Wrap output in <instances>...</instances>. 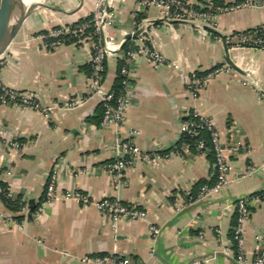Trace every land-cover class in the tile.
<instances>
[{"label":"crops","instance_id":"0c3cea01","mask_svg":"<svg viewBox=\"0 0 264 264\" xmlns=\"http://www.w3.org/2000/svg\"><path fill=\"white\" fill-rule=\"evenodd\" d=\"M95 1L47 0L62 9L32 8L0 55L4 84L33 92L42 106L0 101V168L5 169L0 180L27 203L26 210H11L0 193V264H95L96 255L112 252L126 253L139 264H241L231 232L235 202L246 196L260 198L247 220L244 245L246 261L254 264L256 236L264 231V49L227 46L221 38L264 23V8L223 13L215 28L206 26L205 36L193 23L167 20L160 6L150 4L137 17L139 25H147L134 36L139 0H110L113 18L104 35L113 49L103 88L118 82L126 42L136 48L142 35L179 70L137 55L125 121L102 127V102L88 82L90 44L69 41L53 49L40 37L51 27L92 15ZM188 1L200 7L210 0ZM226 53L241 71L230 66L197 92L187 87L186 77L227 63ZM77 98L79 104H69ZM193 111L209 117L221 132L229 182L220 192L189 203L187 194L216 171L210 152L180 154L173 148L181 121ZM128 138L142 153L117 185L106 164L121 154L116 140ZM153 151L158 155H144ZM54 170L59 194L79 189L90 202L59 198L46 203L44 188ZM104 196L118 197L147 215L114 227L94 203ZM151 225L160 228L154 242ZM85 255L92 260L82 262Z\"/></svg>","mask_w":264,"mask_h":264},{"label":"built area","instance_id":"2783aa9c","mask_svg":"<svg viewBox=\"0 0 264 264\" xmlns=\"http://www.w3.org/2000/svg\"><path fill=\"white\" fill-rule=\"evenodd\" d=\"M110 0H96L93 4V14L91 18L80 22L77 25L63 24L51 27L40 33L44 45L48 48H57L69 41L80 44H90L92 49L91 55V72L89 74V86L91 91L98 94L104 106L101 120L102 127H108L112 124L122 125L126 118V109L129 104V88L131 86V66L134 58L143 54L147 56L158 67H173L179 70V64L175 61L168 60L160 51L154 49L145 36H141L136 43V48H128L123 50V64L120 68V78L118 80L119 87L104 89L102 80L106 69V60L113 49V45L106 39L104 28L112 21L113 14L109 11ZM150 4L160 6L164 18L171 21H182L193 23L197 26L199 32L208 35L207 27L215 28L217 18L223 13L232 12L243 8H264V0H238L231 3H216L207 1L200 7H195L188 0H139L137 8L134 12V30L147 23L139 25L137 17L141 9ZM145 28V27H144ZM143 28V29H144ZM132 31V33L134 32ZM96 35L98 38H96ZM227 46L231 47H255L264 49V23L256 24L245 30L232 31L224 34L221 38ZM122 51V50H121ZM227 63L220 64L211 68L203 74H192L186 77V85L194 92L199 91L212 78L220 76L221 73L230 70ZM0 101L5 103H22L35 108L42 106L38 102L35 94L31 91L17 90L4 84L0 77ZM81 102L79 98L69 102L70 105H77ZM193 118L191 120L183 119L180 124V137L185 132H191L195 127L206 128L209 131V137L213 144L212 149L205 147V139L202 138L198 143L199 152H211L215 154V167L217 170V180L214 184H203L195 197H191L189 203L198 199L207 198L220 192L229 182L228 179V158L223 137L219 129L214 125L212 120L199 114L196 111L187 113ZM195 118V119H194ZM135 135L136 131H132ZM179 137V138H180ZM13 145H20L18 141H12ZM117 146L121 148L120 156L108 162L106 166L113 172L114 181L117 185L125 182V173L127 168L134 162L135 156L142 153L141 149L135 145L131 138L126 140H116ZM173 148L178 153L189 152V144L174 143ZM146 157H154L158 155L156 151L144 153ZM4 169V168H0ZM5 171V169H4ZM252 169L249 170L251 172ZM58 176L54 171L50 175L44 188L45 202L49 203L59 198L74 199L78 202L89 203L91 198L84 191L79 189L66 190L59 194L57 190ZM0 192H4L7 197L17 198L12 189L7 186L2 188ZM260 202L259 197L246 196L241 197L235 202L237 211L236 224L233 227L232 242L237 249V260L241 264H249L244 256L246 223L254 206ZM96 207L106 216H108L112 225L115 227L123 220L143 219L147 215L145 209L139 208L123 202L118 197L104 196L94 201ZM18 204L22 210H26L27 203L24 198L18 200ZM160 228L157 225L150 226L151 241L157 240ZM255 261L254 264H264V231L256 236L255 244ZM92 258L85 255L81 258L82 262H89ZM95 264H139L131 260V258L123 252H112L108 254H98L93 259ZM191 264H202L200 260H194Z\"/></svg>","mask_w":264,"mask_h":264},{"label":"water","instance_id":"95a60500","mask_svg":"<svg viewBox=\"0 0 264 264\" xmlns=\"http://www.w3.org/2000/svg\"><path fill=\"white\" fill-rule=\"evenodd\" d=\"M35 6L59 8L42 1L26 4L23 0H0V55L4 53L8 44L17 33L23 20L30 12V10ZM14 14H16L17 19L15 23L12 26H10V20ZM142 29L143 26H141L139 30L135 32L133 35L136 36ZM129 37L130 34H127L126 38ZM225 60L231 67L240 70V68L235 63L232 62L228 53H226L225 55ZM119 152H121V148H119ZM34 207H35V202L32 200L31 203L29 204L30 212L34 209Z\"/></svg>","mask_w":264,"mask_h":264},{"label":"trees","instance_id":"16d2710c","mask_svg":"<svg viewBox=\"0 0 264 264\" xmlns=\"http://www.w3.org/2000/svg\"><path fill=\"white\" fill-rule=\"evenodd\" d=\"M92 15L84 18V19H81L77 22H74L72 23L73 25H77L79 24L80 22H83L84 20H87L89 18H91ZM96 38H98V36L96 35ZM128 48H135L134 45L131 43L130 40H128L126 42V45L124 46L123 50H126ZM120 68L123 64V60H120ZM105 73V72H104ZM120 78V76H119ZM119 87V84L118 82L115 83V85L113 86V88L115 90H117ZM103 109H104V106L103 104H101V118H102V115H103ZM193 117L191 115H187V117L185 119L187 120H191ZM195 119V118H194ZM101 120V119H100ZM204 138L206 143H205V147H207L208 149H212L213 147V144L210 140V137H209V131L206 129V128H201V127H195L192 129L191 132H185L183 133V135L178 139L177 141V144H180V143H187L189 144V152H199L198 151V143L199 141ZM212 153V154H211ZM184 154V153H183ZM210 155L212 157V160L215 164V154L214 152L211 150L210 152ZM216 169V167H215ZM217 180V170L215 171L214 173V176L211 180L209 181H206V180H201L197 185H196V188L190 193V194H187V199L190 200L191 197H195L196 194L198 193V191L200 190L201 186L203 184H209V185H212L215 183V181ZM0 186L2 188H5L7 187V185L2 182L0 180ZM4 201L7 203L8 207L11 209V210H14V211H18L19 209H21V206L18 204V200L22 199V197L20 195L17 196V198L13 199V198H10V197H7L6 194L4 192H0ZM253 209V208H252ZM236 210V209H235ZM236 220H237V211H235V220L233 222V226H232V232H233V227L235 226L236 224ZM231 232V235L233 234ZM237 250V249H236Z\"/></svg>","mask_w":264,"mask_h":264},{"label":"bare ground","instance_id":"6f19581e","mask_svg":"<svg viewBox=\"0 0 264 264\" xmlns=\"http://www.w3.org/2000/svg\"><path fill=\"white\" fill-rule=\"evenodd\" d=\"M26 4H31V3H34V2H41V0H23ZM17 19V16L16 14H14L10 20V26H12L15 21Z\"/></svg>","mask_w":264,"mask_h":264},{"label":"rangeland","instance_id":"374dc122","mask_svg":"<svg viewBox=\"0 0 264 264\" xmlns=\"http://www.w3.org/2000/svg\"><path fill=\"white\" fill-rule=\"evenodd\" d=\"M42 2H45V3H48L47 2V0H41ZM48 4H50V3H48ZM40 7H43V6H35V7H33V8H40ZM154 11H156V10H154Z\"/></svg>","mask_w":264,"mask_h":264}]
</instances>
